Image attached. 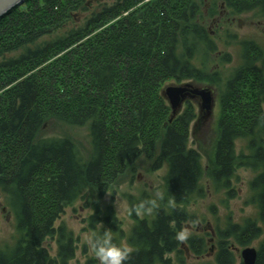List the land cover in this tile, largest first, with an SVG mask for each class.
Masks as SVG:
<instances>
[{
	"label": "trees",
	"instance_id": "obj_1",
	"mask_svg": "<svg viewBox=\"0 0 264 264\" xmlns=\"http://www.w3.org/2000/svg\"><path fill=\"white\" fill-rule=\"evenodd\" d=\"M242 14L264 21V0H24L0 17V192L17 231L14 243L0 249V264H55L45 242L56 231L57 255L66 264L72 237L56 227L64 209L86 189L101 197L136 170L141 156L151 171L167 166L163 197L150 218H139L135 208L143 203L145 210L151 198L144 191L137 199L128 195L134 223L125 264H174L172 253L183 263L182 248L201 256L202 237L177 236L194 218L186 207L204 196V177L234 197L239 166L258 172L249 182L257 217L217 228L215 261L243 264L234 247L261 238L255 264H264V46L224 29L223 46L237 43L240 62L224 79L218 69L231 55L219 50L214 21ZM171 80L219 92L210 166L189 146L198 123L194 106L187 101L171 116L162 94ZM53 120L87 125V157L66 135L43 136ZM238 140L248 155L236 152ZM93 206L91 219L99 217ZM102 211L96 234L109 227L122 237L113 206Z\"/></svg>",
	"mask_w": 264,
	"mask_h": 264
},
{
	"label": "rangeland",
	"instance_id": "obj_2",
	"mask_svg": "<svg viewBox=\"0 0 264 264\" xmlns=\"http://www.w3.org/2000/svg\"><path fill=\"white\" fill-rule=\"evenodd\" d=\"M214 22L219 23L217 26L220 28L217 40L219 50H226L231 55V61L218 68L220 69V75H222L224 79L231 74L233 69H235L240 62V47L237 43L230 44L227 48L223 46L224 31L228 29L234 32L238 40L244 38L253 39L258 44L264 46V21L257 20L252 14H242L231 18V20L230 18H219ZM211 66L212 65H210V68ZM184 83H191L193 86L209 88L214 97V104L208 117L203 118L204 112L199 109L200 100L198 97L186 99L175 114L177 115L183 110L187 101L194 106L196 117L200 120H197L198 123L194 130L193 127L190 129L189 146L199 152L203 167L210 166V160L214 152L213 146L216 138L217 121L220 116L219 92L216 87L214 88L206 83H196L193 81L177 82L171 80L166 85H181ZM169 120H171V118ZM42 133L43 136L66 135L76 141L83 156L87 157L90 152L87 125L70 126L53 120L45 123ZM245 145L246 143L243 140L236 141V152H243V154L248 155L249 151L246 149ZM150 164L151 161L145 160V158L141 156L137 160L136 170L133 173L127 172L121 176L118 182L113 184L101 197L96 198L94 193L90 194L89 189H86L84 190L82 198H78L64 209V212L56 221V227L62 225L65 233L72 237V255L66 260V264H98L91 247V238L102 226H104L100 219L101 216H103L102 210L110 204L115 210L117 222L122 229V237L119 236L118 232H112L109 227H106L107 231H110L113 236L118 237V242L129 247L127 237L134 220L130 215L128 195H132L133 198L137 199L141 192L144 191L147 193V198H151L149 206L146 207L145 210L139 209L138 211V208H135V213L139 218L145 215L150 218L154 206L159 205L163 197L162 177L166 173L167 166L164 164L151 171L149 170L151 169L149 167ZM257 173V171L247 166L237 167L235 176L231 181V186L234 190V197L232 198L226 196L224 188L216 190L209 184L205 177L202 178L201 184L203 186L204 196L193 198L187 205V213L193 215L194 218L193 220L184 221L182 223V230L186 233V236L202 237L205 251L201 256H197L189 248L187 251L182 248L183 252L180 256L183 257V263L178 262L176 254H170L174 264H216L217 228L223 229L227 220L243 224L245 219H255L257 217L256 203L251 201L252 193L249 187V182ZM153 201L155 202L154 205L152 204ZM93 202H95L100 209V218H90L95 212ZM16 237L17 231L14 217L8 208L5 207L4 196L0 192V249L12 245ZM57 239L58 233L56 231L52 238L46 240L45 246L49 250L51 256L56 258L55 264H60V258L57 255ZM259 239L252 241L248 246H252L257 250ZM243 248L245 247L237 246L233 249L237 259L241 261V251Z\"/></svg>",
	"mask_w": 264,
	"mask_h": 264
},
{
	"label": "water",
	"instance_id": "obj_3",
	"mask_svg": "<svg viewBox=\"0 0 264 264\" xmlns=\"http://www.w3.org/2000/svg\"><path fill=\"white\" fill-rule=\"evenodd\" d=\"M24 0H0V17L3 16L11 8L20 5ZM164 98L167 100L172 116L177 113L182 103L188 98L198 97L199 109L204 112V116L208 117L214 104V97L209 88L193 86L191 83L181 85H166L162 91ZM257 250L254 247L247 246L241 251V259L243 264H255Z\"/></svg>",
	"mask_w": 264,
	"mask_h": 264
},
{
	"label": "clouds",
	"instance_id": "obj_4",
	"mask_svg": "<svg viewBox=\"0 0 264 264\" xmlns=\"http://www.w3.org/2000/svg\"><path fill=\"white\" fill-rule=\"evenodd\" d=\"M154 205L155 202L153 201ZM144 204L141 203L139 208L142 209ZM178 239L184 240L186 233L180 232L177 234ZM91 247L94 251L98 264H125L128 260L131 249L124 244L116 241L110 231H103L95 234L91 238Z\"/></svg>",
	"mask_w": 264,
	"mask_h": 264
}]
</instances>
